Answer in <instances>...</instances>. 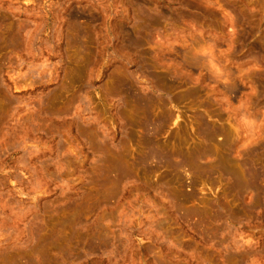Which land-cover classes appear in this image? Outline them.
<instances>
[{
  "label": "rangeland",
  "instance_id": "obj_1",
  "mask_svg": "<svg viewBox=\"0 0 264 264\" xmlns=\"http://www.w3.org/2000/svg\"><path fill=\"white\" fill-rule=\"evenodd\" d=\"M0 264H264V0H0Z\"/></svg>",
  "mask_w": 264,
  "mask_h": 264
},
{
  "label": "bare ground",
  "instance_id": "obj_2",
  "mask_svg": "<svg viewBox=\"0 0 264 264\" xmlns=\"http://www.w3.org/2000/svg\"><path fill=\"white\" fill-rule=\"evenodd\" d=\"M75 18H76V17H75ZM79 31H80V30H79ZM79 31H78V32H79ZM80 36H81V35H80ZM69 42H70V41H69ZM77 43H78V41H77ZM217 163H218V162H217ZM220 164H221V163H220ZM220 164H219V165H220ZM217 165H218V164H217ZM221 166H222V164L220 165V167H221Z\"/></svg>",
  "mask_w": 264,
  "mask_h": 264
}]
</instances>
